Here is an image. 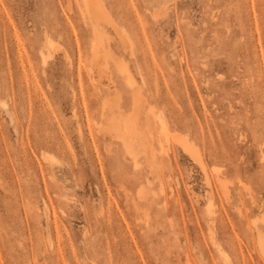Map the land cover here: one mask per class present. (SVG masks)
Masks as SVG:
<instances>
[{
	"label": "rangeland",
	"instance_id": "obj_1",
	"mask_svg": "<svg viewBox=\"0 0 264 264\" xmlns=\"http://www.w3.org/2000/svg\"><path fill=\"white\" fill-rule=\"evenodd\" d=\"M0 264H264V0H0Z\"/></svg>",
	"mask_w": 264,
	"mask_h": 264
},
{
	"label": "bare ground",
	"instance_id": "obj_2",
	"mask_svg": "<svg viewBox=\"0 0 264 264\" xmlns=\"http://www.w3.org/2000/svg\"><path fill=\"white\" fill-rule=\"evenodd\" d=\"M89 1H90V0H89ZM98 1H100V0H98ZM91 3H92V2H91ZM91 3H90V4H91ZM98 4H99V5H98ZM100 4H101L100 2H96L95 6H96V8H98V9L100 10V12H101V9H100V8H102V7H101ZM90 8H92V7H90ZM96 8H93V10H95ZM90 10H91V9H90ZM99 10H98V11H99ZM102 10H103V8H102ZM96 11H97V9L95 10V12H96ZM98 11H97V12H98ZM101 13H102V16H103V15H104V10H103V12H101ZM94 14H95V13H94ZM96 14H97V13H96ZM99 14H100V13H99ZM105 14H106V13H105ZM96 16H97V15H96ZM105 16H106V15H105ZM105 16H104V17H105ZM105 18H107V16H106ZM105 18H104V20H105ZM102 19H103V18H102ZM106 20H107V19H106ZM119 34H120V33H119ZM119 36H121V35H119ZM124 42H126V41L124 40ZM94 49H95V48H94ZM94 63H95V62H94ZM98 63H99V62H98ZM96 65H98V64H96ZM98 67L100 68L101 65L98 66ZM100 69H101V68H100ZM101 70H103V69H101ZM104 70H105V68H104ZM97 71H98V70H97ZM104 72H105V71H104ZM113 124H114V123H113ZM117 128H118V127H117ZM125 143H126V142H125ZM124 145H125V144H124ZM128 145H130V144L128 143ZM125 147H126V146H125ZM187 149H188V147H187ZM188 150H190L189 152H191V156H194L195 158H197V157H196V154H195L196 151L194 152V150H193L191 147H190ZM128 151H129V150H128ZM130 153H131V152H130ZM196 161H197V160H196ZM201 162H202V161H201ZM201 162H200V163H201ZM200 163H199V164H200ZM201 164H202V163H201ZM202 166H203V165H202ZM204 168H205V167H204Z\"/></svg>",
	"mask_w": 264,
	"mask_h": 264
}]
</instances>
